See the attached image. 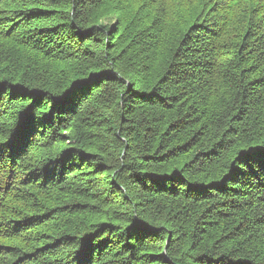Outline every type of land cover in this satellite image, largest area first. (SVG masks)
Segmentation results:
<instances>
[{
    "label": "trees",
    "instance_id": "16d2710c",
    "mask_svg": "<svg viewBox=\"0 0 264 264\" xmlns=\"http://www.w3.org/2000/svg\"><path fill=\"white\" fill-rule=\"evenodd\" d=\"M0 264H264V0H0Z\"/></svg>",
    "mask_w": 264,
    "mask_h": 264
}]
</instances>
